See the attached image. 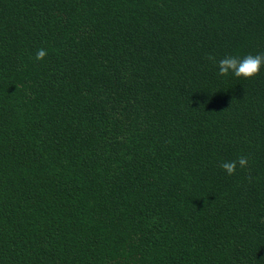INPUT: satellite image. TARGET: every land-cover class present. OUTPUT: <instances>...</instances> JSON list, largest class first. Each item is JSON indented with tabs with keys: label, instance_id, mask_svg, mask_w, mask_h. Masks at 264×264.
I'll return each instance as SVG.
<instances>
[{
	"label": "trees",
	"instance_id": "obj_1",
	"mask_svg": "<svg viewBox=\"0 0 264 264\" xmlns=\"http://www.w3.org/2000/svg\"><path fill=\"white\" fill-rule=\"evenodd\" d=\"M249 54L264 0H0V264H264Z\"/></svg>",
	"mask_w": 264,
	"mask_h": 264
},
{
	"label": "clouds",
	"instance_id": "obj_2",
	"mask_svg": "<svg viewBox=\"0 0 264 264\" xmlns=\"http://www.w3.org/2000/svg\"><path fill=\"white\" fill-rule=\"evenodd\" d=\"M47 55V50L40 48L36 52L35 60L43 61ZM209 59L214 60L215 58L209 56ZM262 66H264V54H249L243 59L235 56H227L218 62V74L220 76H228L231 74L237 78L251 79L260 73ZM237 165L241 168L246 167L248 165L247 157L240 156L237 160L223 162L220 167L227 173V175L232 176L236 172Z\"/></svg>",
	"mask_w": 264,
	"mask_h": 264
}]
</instances>
